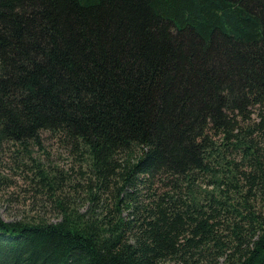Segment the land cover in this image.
<instances>
[{
  "label": "trees",
  "instance_id": "trees-1",
  "mask_svg": "<svg viewBox=\"0 0 264 264\" xmlns=\"http://www.w3.org/2000/svg\"><path fill=\"white\" fill-rule=\"evenodd\" d=\"M10 146L0 264H264V0H0Z\"/></svg>",
  "mask_w": 264,
  "mask_h": 264
},
{
  "label": "rangeland",
  "instance_id": "rangeland-1",
  "mask_svg": "<svg viewBox=\"0 0 264 264\" xmlns=\"http://www.w3.org/2000/svg\"><path fill=\"white\" fill-rule=\"evenodd\" d=\"M16 147H8V151L4 152V154H0V161L3 163H12L13 165H17V163H22V161H26L27 164L30 163L29 158L27 156L22 155V152H16ZM32 157L39 159L45 163L47 167H55L58 169H67L69 166L71 167L76 160L71 156L68 148L61 147L57 141L50 136L45 134L44 139L41 142V145L33 146ZM10 164H8L9 166ZM8 173V172H6ZM21 181V179H20ZM18 187H11L8 185H4L0 188V214L4 220L7 219H19V217H28L32 214H37L40 212V215H43L45 218L50 221L55 220L54 213H51L47 210L46 207L41 209V206L44 205L41 202L35 203L26 197L27 193L24 192L25 184H21L18 182ZM21 185V186H20ZM46 205V204H45ZM47 206V205H46ZM161 264H176L174 261H166Z\"/></svg>",
  "mask_w": 264,
  "mask_h": 264
}]
</instances>
